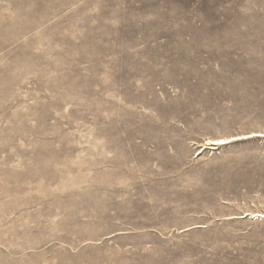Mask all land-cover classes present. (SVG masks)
<instances>
[{
    "label": "rangeland",
    "instance_id": "1",
    "mask_svg": "<svg viewBox=\"0 0 264 264\" xmlns=\"http://www.w3.org/2000/svg\"><path fill=\"white\" fill-rule=\"evenodd\" d=\"M260 215L264 0H0V264H264Z\"/></svg>",
    "mask_w": 264,
    "mask_h": 264
},
{
    "label": "bare ground",
    "instance_id": "2",
    "mask_svg": "<svg viewBox=\"0 0 264 264\" xmlns=\"http://www.w3.org/2000/svg\"><path fill=\"white\" fill-rule=\"evenodd\" d=\"M218 141H219V140H218ZM216 143H217V141L214 142V144H216ZM222 143H223V142H222ZM257 214H258V213H257ZM260 216L264 217V215H260Z\"/></svg>",
    "mask_w": 264,
    "mask_h": 264
}]
</instances>
